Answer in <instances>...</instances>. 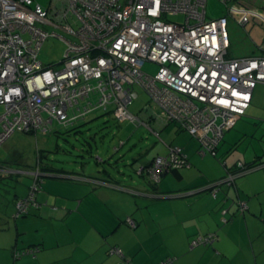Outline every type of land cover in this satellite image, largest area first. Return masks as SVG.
Returning <instances> with one entry per match:
<instances>
[{"label":"built area","instance_id":"built-area-1","mask_svg":"<svg viewBox=\"0 0 264 264\" xmlns=\"http://www.w3.org/2000/svg\"><path fill=\"white\" fill-rule=\"evenodd\" d=\"M57 1L61 9L43 8L34 0H0V145L17 132L45 134L54 122L71 126L94 110L111 111L118 123L139 124L128 111L136 98L133 87L139 85L155 118L197 140L200 155L215 157L224 133L249 108L254 88L264 85V55L229 58L226 29L228 19L239 27L252 20L264 26L260 9L216 0L225 4V15L208 19L207 0ZM176 15L183 16L181 23L168 20ZM45 25L63 29L69 40L48 33ZM55 36L67 49L57 66H42L41 46ZM147 63L157 67L154 75L143 70ZM168 149L166 158L153 159L148 168L153 183L188 166L179 147ZM35 190L16 202V217L37 207ZM217 190L211 186L213 197ZM238 205L242 213L246 204ZM125 222L135 224L130 218ZM213 239L212 234L197 237L191 246Z\"/></svg>","mask_w":264,"mask_h":264},{"label":"crops","instance_id":"crops-1","mask_svg":"<svg viewBox=\"0 0 264 264\" xmlns=\"http://www.w3.org/2000/svg\"><path fill=\"white\" fill-rule=\"evenodd\" d=\"M262 1L263 8L259 9H264ZM236 26L238 29L228 30L230 47L241 34L246 53L229 52L230 57L263 56V31ZM148 103L140 111L143 120L133 115L141 122L135 123L136 126L153 132L149 124L155 120H159L161 127L172 124H163L155 118L153 111L156 110ZM263 106L264 86L259 85L252 92L246 117L242 118L255 121L257 111ZM97 111L103 112H94ZM177 129L175 138L172 130H168L171 145H165L166 154L153 158H166L169 146L179 147L188 163L178 172L179 178L167 173L157 185L148 182L145 186L132 179L117 181L70 174L78 183L65 186L67 190L62 197L55 190L48 195L41 194V187L34 195L39 206L18 217L15 216L16 202L28 199L29 195L25 199L16 197L12 214L7 216L0 211V264H124V259L113 254L115 250L132 264H161L172 257L174 264H264V166L236 178L232 186L220 187L213 197L207 187L224 174L206 178L202 174L207 172L202 167L206 154L198 156V141L189 135V139L178 135L181 131ZM251 151L238 163L264 161L262 147ZM0 171V178L13 174L1 166ZM239 202L246 204L242 215L236 213ZM224 208L225 216L220 212ZM226 216L229 220L224 221ZM8 218L13 224L7 222ZM127 218L135 223L133 227L125 222ZM207 234L215 236L211 245L191 246L194 239ZM28 249L35 252L13 258L14 251Z\"/></svg>","mask_w":264,"mask_h":264},{"label":"rangeland","instance_id":"rangeland-1","mask_svg":"<svg viewBox=\"0 0 264 264\" xmlns=\"http://www.w3.org/2000/svg\"><path fill=\"white\" fill-rule=\"evenodd\" d=\"M238 1L241 5L249 8H263L262 0ZM34 3L43 8H62V2L57 0H34ZM205 10L208 19H216L225 14L226 6L216 0H207ZM260 10L264 12V9ZM183 19L181 15L168 18L170 22L174 23H181ZM235 23V21H229L228 25L227 22V32L231 29L236 30ZM247 26L259 28L264 33V26L259 20H252ZM44 28L48 33L53 32L62 39L69 40L63 29L47 26ZM59 37H50L42 44L38 55V61L42 66H57L61 62L67 45ZM241 37L242 35L239 34L237 40L231 42L229 48L231 54L246 53L244 49L246 47ZM143 70L154 75L157 67L147 63L143 66ZM92 85H94L93 82ZM259 85L262 84L257 86ZM133 93L136 94V98L129 106V112L143 120L140 111L149 102V95L139 85L133 87ZM90 99L95 102L98 95L94 97L91 95ZM261 109L257 111L255 121L246 119L245 114L244 118L236 121L231 130L224 133L215 157L209 153L206 154L204 157L206 160L202 163V167L207 170L206 173H202L206 178L218 176V174H224L223 177H225L226 170L223 164L231 168L238 161H244L243 155L251 153V149L255 151L260 150L261 147L264 149V106ZM3 112L4 108L0 106V115ZM158 121L155 120L149 124L153 131L151 132L144 126H136L130 122L118 123L111 112L104 114L97 111L73 126H62L54 122L48 127L49 131L45 134L41 132L36 134L14 133L0 146V166L11 171L10 173L13 172V174H7L5 178H0V211L5 212V215L13 213L14 199L16 197L26 198L29 187L32 185L30 173L38 168V171H41L40 173L43 175L40 192L45 195L55 190V193L61 194L58 196L62 197L63 192L67 190L65 186L68 187L70 183H78V180H74L76 177L70 174L117 181L132 179L141 181L142 184L148 186V179L145 176L137 175L138 168L152 161L156 155L164 156L166 154L165 145H171L169 141L171 137L169 138L167 134L168 130H172L175 138L174 130L177 129V125L173 123L167 127H161ZM162 123L165 124L164 121ZM180 134L189 139L188 134L184 131L178 133V135ZM197 155L201 157L198 153ZM222 187L227 186L222 185ZM226 208L224 209L226 210ZM236 213L242 215L239 210ZM228 217H224L223 220H229ZM7 222L13 224V220L10 218L7 219ZM174 260L172 257L171 263ZM183 264L185 263L183 262ZM198 264H203V262Z\"/></svg>","mask_w":264,"mask_h":264},{"label":"trees","instance_id":"trees-1","mask_svg":"<svg viewBox=\"0 0 264 264\" xmlns=\"http://www.w3.org/2000/svg\"><path fill=\"white\" fill-rule=\"evenodd\" d=\"M228 21H233V20H231V19H228ZM228 38H229V36H228ZM229 47H230V43H229ZM228 53H229V49H228ZM228 57L229 58H232V57H230V55L228 54ZM241 58H243V57H241ZM92 95H98V94H92ZM90 98H91V96H90ZM89 98V100L92 102V100ZM97 101V100H96ZM96 101L94 102H92V105H94L95 103H96ZM94 111H96V110H94ZM94 111H92V112H94ZM91 112V113H92ZM77 123V122H76ZM76 123H74L73 125H75ZM73 125H71V126H73ZM25 134H35L34 132H29V133H25ZM218 149V148H217ZM153 159H155V158H152V160ZM239 164H241V166H238ZM223 166H224V168H225V170H226V174H225V177H223L222 179H220L219 181H217V182H220V181H222V180H225V179H227V177H229V176H234V179H236V178H238V177H240V176H242L243 174H246V173H248V172H250V171H252V170H254V169H256V168H258V167H261V166H264V161H259V163L257 164V161H254L253 163H250V164H245V165H243V163H236L235 165H233V167H231V168H228L225 164H223ZM182 169V168H181ZM181 169H174V170H172V171H170L169 173H173L174 175H175V177L176 178H179V174H178V172L181 170ZM37 170H39V168L37 169ZM39 172H41V171H39ZM161 180V179H160ZM235 181V180H234ZM234 181H232L233 183H234ZM41 183H42V178H36V179H32V185H30V188H29V193H30V191H31V189H32V187L33 186H35L36 187V190L34 191V195L36 194V192H38L39 191V189H41ZM214 183H216V182H214ZM213 184V183H212ZM217 192L219 191V188L217 187ZM216 192V193H217ZM28 193V194H29ZM216 196V195H215ZM33 198H34V196H33ZM21 200V199H20ZM35 200V199H34ZM36 202V201H35ZM245 203V202H244ZM36 204H37V207L39 206V204L36 202ZM36 207V208H37ZM32 207H30V209H31ZM30 209H28V211H30ZM35 209V208H34ZM223 211H225V214H223V216H225L226 215V210L224 209ZM240 211V210H239ZM29 213V212H28ZM27 213V214H28ZM221 213H222V211H221ZM241 213V212H240ZM24 216V215H23ZM12 217H14V216H12ZM14 219H16V218H14ZM208 235V234H207ZM207 235H205V236H207ZM35 252V250H30V249H28V250H22V251H14L13 252V254H12V256H13V258L14 259H19L20 257H22V256H24V255H26V254H33ZM116 254H115V253ZM113 252V254L114 255H119L118 257L119 258H122V259H124V264H132L131 263V261L130 260H127V259H125L124 258V256L122 255V253L120 252V251H117V250H115ZM15 254H17V257H15L14 255ZM164 262V261H163ZM172 264V263H171Z\"/></svg>","mask_w":264,"mask_h":264},{"label":"water","instance_id":"water-1","mask_svg":"<svg viewBox=\"0 0 264 264\" xmlns=\"http://www.w3.org/2000/svg\"><path fill=\"white\" fill-rule=\"evenodd\" d=\"M233 1H238V0H232V2ZM229 130H231V129H229ZM151 163H152V161H150L149 163H147L146 165H144L143 167H140V168H138V170H137V175L138 176H140V177H142V176H145L147 179H148V182H149V184H151V185H157L158 183H153L150 179H149V176H148V168H149V166L151 165ZM1 172V171H0ZM30 176H32V179L34 178H42L43 177V175L36 169V171H34V172H32V173H30ZM165 175H163L162 177H164ZM58 178H66V177H58ZM68 179V178H67ZM162 179V178H161ZM235 179H233L232 181H234ZM222 185H226L227 187H229V186H232L233 185V182H229V181H227L226 179L225 180H222V181H220V182H216V183H213V184H211V185H209L208 187H207V189H211V186L213 187V186H217L218 188H220ZM30 188V187H29ZM14 216V215H13Z\"/></svg>","mask_w":264,"mask_h":264},{"label":"bare ground","instance_id":"bare-ground-1","mask_svg":"<svg viewBox=\"0 0 264 264\" xmlns=\"http://www.w3.org/2000/svg\"><path fill=\"white\" fill-rule=\"evenodd\" d=\"M226 29H227V27H226ZM228 33V32H227Z\"/></svg>","mask_w":264,"mask_h":264}]
</instances>
